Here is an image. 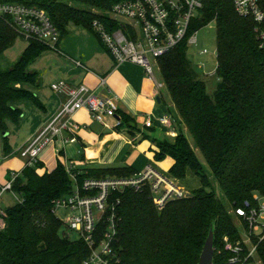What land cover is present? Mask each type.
<instances>
[{
	"label": "trees",
	"instance_id": "1",
	"mask_svg": "<svg viewBox=\"0 0 264 264\" xmlns=\"http://www.w3.org/2000/svg\"><path fill=\"white\" fill-rule=\"evenodd\" d=\"M68 1L85 8L62 0H0L38 7L48 13L62 39L73 25L94 35L107 51L92 26L95 21L106 23L107 17L93 10L108 11L119 0ZM213 22L220 82L210 95L188 58V39ZM19 38L8 20L0 17V58ZM49 51L45 44L28 41L14 66L0 69V134L9 135L10 127L21 125L23 105L44 110L35 92L41 87L39 75L29 67ZM159 67L175 117L193 136L211 174L206 173L184 130L179 129L173 141H157L156 161L172 158L174 165L169 174L173 178L184 180L191 172L200 179L201 186L191 198L170 201L161 211L148 188L118 193V234L113 252L118 264H199L213 231L214 264H229L232 255L224 250L223 239L228 236L234 241L238 237L229 211L254 195L264 197V39L255 23L238 16L229 1L206 0L186 41L160 58ZM8 138L3 137L5 154L10 150ZM82 172L80 182L85 178L135 174L128 167ZM218 187L225 200L218 196ZM13 190L20 202L6 209L5 226L0 227V264H84L89 248L82 240H71L55 215V202L72 192L64 164L58 163L45 174L37 168H24ZM258 255L264 264V241Z\"/></svg>",
	"mask_w": 264,
	"mask_h": 264
},
{
	"label": "built area",
	"instance_id": "2",
	"mask_svg": "<svg viewBox=\"0 0 264 264\" xmlns=\"http://www.w3.org/2000/svg\"><path fill=\"white\" fill-rule=\"evenodd\" d=\"M206 0H119L104 14L106 23L95 21L93 29L108 54L117 65L126 63L141 66L147 78L160 89L155 69L160 72L159 59L186 41L192 23L205 7ZM229 1L242 18L252 20L256 31L264 39V0H222ZM0 17L7 19L20 38L36 41L57 51L62 41L61 32L54 25L48 13L38 7L24 4L0 2ZM196 33L188 39V47L196 46ZM202 55H208L203 50ZM216 52V57H217ZM75 65H84L74 61ZM55 94L65 95L67 101L53 117L46 122L19 150L25 160V168H37L42 155L57 142L76 143L77 137L64 139V132L74 129L73 117L81 110H87L94 121L104 127L119 129L121 120L116 119L118 100L113 95L101 96L85 85L74 86L67 81L51 85ZM113 120V126L108 124ZM159 122L171 126V117L162 116ZM152 126L149 118L145 123ZM57 155L60 151L56 149ZM72 183V192L55 202V211H63L65 218L59 219L63 227L77 235L89 248V258L84 264H118L113 252L117 238L116 207L120 200L117 194L131 189L139 192L148 188L151 199L158 210L173 200L184 199L185 191L179 181L169 173L160 171L150 164L143 171L131 177L85 178L84 172L76 170L70 163L64 164ZM20 173H12L6 184L0 182V227L5 226L6 209L1 206L7 193H14L13 186ZM20 202V200H19ZM230 215L237 221L238 237L223 239L224 250L231 253L229 264H262L258 248L264 241V197L254 195L242 206L233 207Z\"/></svg>",
	"mask_w": 264,
	"mask_h": 264
},
{
	"label": "crops",
	"instance_id": "3",
	"mask_svg": "<svg viewBox=\"0 0 264 264\" xmlns=\"http://www.w3.org/2000/svg\"><path fill=\"white\" fill-rule=\"evenodd\" d=\"M97 41L99 47L96 46L88 53L75 56L60 54L66 58V66L59 72V76L62 77L60 81H67L74 86L85 85L101 96L110 94L115 96L119 109L116 119H123V124L119 129L113 130L94 121L87 110L79 111L73 117L74 133L65 131L63 135L64 139L75 135L77 142H68L63 146L61 142H57L54 148L46 150L42 155L43 161L39 167V173H50L58 163L73 164L79 171L97 167H128L135 173L143 171L152 164L160 171L169 173L174 160L170 157L165 158L166 169L169 170H162L160 167L163 164L155 159L159 151L156 142L173 141L179 129L187 131V128L181 126L180 121L175 117L170 96L168 95V99H165L161 88L156 89L141 66L131 63L117 65L98 39ZM61 42L65 45L64 39ZM74 61L82 63L84 68L76 66ZM35 92L43 103L44 110L41 111L29 104L22 106L24 117L21 125L10 129L8 139L12 136V132L17 134L25 121H28L30 125L24 127L26 128L24 135L14 137L12 144L9 141V153L5 154V151L2 153L0 167L2 178L9 177L12 173L22 172L26 162L20 157L18 150L67 101L65 95L55 94L51 87L48 91L40 87ZM27 109L30 111L29 115L25 112ZM165 115L171 117V126L166 127L159 122V119ZM149 118L152 120V126L147 128L145 123ZM113 123V120L108 121L110 127ZM56 149L60 151L59 155Z\"/></svg>",
	"mask_w": 264,
	"mask_h": 264
},
{
	"label": "rangeland",
	"instance_id": "4",
	"mask_svg": "<svg viewBox=\"0 0 264 264\" xmlns=\"http://www.w3.org/2000/svg\"><path fill=\"white\" fill-rule=\"evenodd\" d=\"M63 2L69 3L71 5H74L78 8H85L81 5H78L76 3L70 2L68 0H62ZM93 10V9H92ZM96 13L100 14H106L107 11H97L93 10ZM69 33L67 36H65L63 39L65 41V45H62L63 42L60 43L58 46V50L62 54H66L69 56H72L71 54L78 55L82 53H88L91 50H94L96 46L99 47V43L97 41V38L90 34L89 32L85 31L82 28H78L76 26H70L68 29ZM196 46H190L188 49V58L192 62L194 69L199 74V77L204 80L207 84V91L208 94L213 95L215 90L217 89V86L219 84V77L217 75V68H218V61L216 57L217 52V29L216 24L213 22L209 24L208 26L202 28L199 30L196 35ZM28 42L24 38H19L15 45L7 50L4 55L0 58V69L1 70H9L11 69L14 64L21 58L23 55V52L27 46ZM208 50V55H202L201 52L203 50ZM65 57L60 56V53L57 51L51 50L48 53H46L42 58H40L35 64L31 65L29 67L30 71L37 72L40 78V84L42 90L48 91L51 87V85L57 81L62 80L59 76V72L61 68H65ZM156 76L158 79V82L160 84V88L162 90V94L164 95L165 99H168V91L166 89L163 77L161 75V72H159L157 69H155ZM25 112L28 114L30 111L29 109L25 110ZM26 114V115H27ZM29 115V114H28ZM27 115V116H28ZM30 123L28 121H25L22 125L21 129L15 133H11V137L9 139L10 143L12 144L15 140L14 137H20L21 135H24L26 132V128L29 126ZM14 126L10 127V129H13ZM15 129V128H14ZM10 133V131H9ZM185 135L190 143V145L195 149L197 156L200 160V162L204 165L206 169V173L208 175L211 174V171L209 167L207 166L205 159L201 152L196 148L195 141L193 136L186 131ZM4 152V141H3V134H0V167L2 166V153ZM161 164H163L160 168L162 170H169L166 169V159L163 161H160ZM21 164L19 163V166ZM160 166V165H159ZM109 167H97V169H107ZM52 172V171H51ZM164 172V171H163ZM9 177L2 178L0 176V182L2 184H6L9 180ZM179 184L183 187V189L189 193H192L194 190L200 188L201 181L200 179L194 175L189 173L187 177L184 180H181ZM218 196L222 197V199L225 200L224 194L222 191L217 188ZM20 200V196L18 194L14 193H7L4 195L1 201V206L4 209H8L14 205H16ZM226 206L229 208V204L226 202ZM231 210L229 211V213ZM55 215L63 220L65 218V214L63 211L56 210ZM236 226L237 221L234 220ZM63 232L71 239L76 240L77 235L73 232H70L66 228H63ZM63 235V233H61Z\"/></svg>",
	"mask_w": 264,
	"mask_h": 264
},
{
	"label": "water",
	"instance_id": "5",
	"mask_svg": "<svg viewBox=\"0 0 264 264\" xmlns=\"http://www.w3.org/2000/svg\"><path fill=\"white\" fill-rule=\"evenodd\" d=\"M7 136L8 133H3V137H7ZM192 196L193 195L189 193L186 198H191ZM214 240H215L214 232L211 231L206 240L199 264H214V256H215Z\"/></svg>",
	"mask_w": 264,
	"mask_h": 264
}]
</instances>
